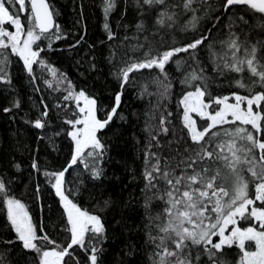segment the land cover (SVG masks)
Masks as SVG:
<instances>
[{"label":"snow or ice","instance_id":"1","mask_svg":"<svg viewBox=\"0 0 264 264\" xmlns=\"http://www.w3.org/2000/svg\"><path fill=\"white\" fill-rule=\"evenodd\" d=\"M135 3L140 9L141 18L135 25L136 32L131 37L126 35L124 39L136 43L127 46L109 45L111 54L108 62L116 68L112 75L121 91L114 94L115 105L106 112V118L100 119L98 113L102 105L99 100L86 89L76 91L67 76L61 72L57 77L56 69L40 58L44 49L37 44L38 41L48 40L51 49L53 37L56 40L66 38L63 37L61 26L55 22L56 13L50 4L46 0H0V84L11 87L13 83L7 74L10 61L6 50L10 49V55L23 62L21 74H27L33 91H40L34 87L37 75L33 65L38 64L57 78L58 83L67 82V94L63 100L74 101L77 109L71 117L63 119V123L71 129L62 130L71 140L70 159L65 160L66 166H61L60 170H42L38 157H33L30 164L37 177L43 174L58 198L59 208L63 210L60 219L53 221V230L66 219L62 231L70 233V239L66 245H62L51 238L46 225L37 227L25 205L12 195L13 180L11 177L5 180L7 173H4L0 175V202L6 209L7 218L3 227L15 235L3 242L18 244L24 252L34 253L35 264H68L66 257L75 260V264H81V258L74 255L76 247L84 252V264H103L104 244L109 239L108 224L104 217L83 209L80 206L81 198L87 196L89 200H94L97 192L102 197L107 194L101 211L114 214L113 236L118 235L126 224L123 217L116 218L119 205L104 185L107 176L101 165L108 155V146L103 143L98 132L108 127L117 115L123 91L134 79L130 74L143 69L159 70V75L153 79L163 89L159 92L160 97L167 99L171 94L172 81L166 65L172 62L176 70L181 71L192 61L194 66L189 65L191 70L183 72L181 84L185 85L186 91L179 102L183 106L182 123L187 136L182 132L177 139L173 132V139L165 145L159 137L161 134L167 136L171 131L167 125L171 123L168 117L172 113L168 112L167 116L161 113L158 127L151 123L157 119L156 109L146 113L144 131L148 142L142 172L144 184L140 191L148 221L144 226L145 243L152 246L149 260L151 264H232L226 257L225 249L235 247L239 250V259L235 264H264V91H255L257 88L264 89V41H257L250 46L247 35L241 40L236 31L241 25L249 23L245 18L247 12H242L241 8L261 14L264 19V0H218V4L210 0H142V3L141 0H135ZM116 7L117 0H103V28L108 41L116 39L109 23ZM177 9H182V12ZM233 9L235 12L227 25V39L212 41L209 35L203 34L208 21H220L221 10L232 12ZM153 12L154 21L149 23L153 20ZM201 12L203 15H200ZM186 13H191V16L181 25L180 17ZM201 21L205 25L202 26ZM119 24L120 21H117L118 27ZM5 25H10L14 31L7 30ZM124 27L127 30L128 26ZM177 29L181 32L191 31L192 39L178 42L175 36ZM207 30L211 32V29ZM168 36H171V44L166 39ZM83 41L84 37L81 36L71 47L77 48ZM206 41L213 70L219 75L243 74L246 66L249 74L247 82L243 76L240 79L234 77L233 80L237 87L247 90L249 95L232 93L231 98L235 101L232 103L228 95L209 90L208 78L204 75L199 56ZM217 44L223 54L216 52ZM34 45L38 50H34ZM124 47L140 55L129 56L128 52H124L118 63H114L117 61L116 49ZM89 48H94V45H89ZM241 52L242 55H237ZM181 53L186 54V58L179 57ZM88 55L83 60V66L90 73L96 72V58L92 56L88 60ZM40 103L44 105L42 117L45 119L37 118L32 122L36 129H44L48 125L49 106L44 100ZM20 106L17 98L12 107L4 108V112L9 113ZM55 107L62 109L59 103ZM63 108H67V105ZM193 114L204 123L198 125ZM120 119L124 120L125 117L121 115ZM173 144L178 147L173 148ZM180 144L184 145L183 151L179 148ZM165 146L169 149L168 155L163 152ZM53 148L55 150V145ZM153 148L156 151H152ZM79 165H83L85 171H76V180L69 187L66 174L71 175L69 170L75 171L74 166L78 168ZM11 167L18 173L22 172L21 164L14 160ZM249 175L251 180L248 179ZM28 176L31 178L32 172ZM132 178L135 180V175ZM35 192L41 198L39 183L35 186ZM155 201L161 202L164 207L153 214ZM97 206L100 207L99 204ZM249 221L252 223L247 227L242 223ZM41 232L44 234L41 235ZM252 244L255 245L254 249ZM48 245L52 247L48 248ZM133 254L130 248L127 255ZM3 256L0 253V264H5Z\"/></svg>","mask_w":264,"mask_h":264},{"label":"trees","instance_id":"2","mask_svg":"<svg viewBox=\"0 0 264 264\" xmlns=\"http://www.w3.org/2000/svg\"><path fill=\"white\" fill-rule=\"evenodd\" d=\"M47 1L55 11V22L61 26L63 37L66 38L56 40L53 37L51 49L48 47V40L38 41L37 44L44 49L40 58L56 69L57 77L61 72L67 76L68 80L75 85L76 91L83 88L94 95L102 105L98 118L105 119L106 112L111 111V107L115 105L114 94L121 91L116 78L112 75L116 68L108 62V57L111 54L109 45L124 44L127 46L136 43L134 40H125L124 37L126 35L131 37L136 32L135 25L141 18L140 9L136 7L135 0H117V7L109 18L110 27L116 34V39L108 41L103 28L105 23L102 9L103 0ZM210 2L218 4V0H210ZM126 3L127 8L125 7ZM144 8L147 9V6H144ZM177 11L182 12V9H177ZM241 11L247 12L245 18L249 23L236 29L240 39L243 40L247 35L250 46L256 44L257 41H264V19H262L261 14L252 13L245 8H241ZM81 12H83V18H81ZM233 12H235V9L232 12L221 10L219 13L220 21L217 22L215 19L208 21L203 34L209 35L212 41L227 39V25ZM200 15H203V12ZM190 16L191 13L183 14L180 17V24L187 22ZM117 21H120L119 27ZM153 21L154 12L153 20L149 23ZM25 24H27L26 19ZM214 24L216 27H212ZM125 25L128 26L127 30L124 27ZM201 25H205V22L201 21ZM241 28L243 31H241ZM207 29H211V32L209 33ZM81 36L84 37L81 46L72 48L71 45L76 43ZM175 36L178 42L184 43L192 39L193 33L191 31L181 32L177 29ZM157 39L159 38L157 37ZM166 39L171 44V36L166 37ZM101 41H104V43L102 44ZM140 41H143V35L140 36ZM207 43L206 41L205 46L201 48L199 56L204 75L208 78L209 90L229 97L232 93L249 95L247 90L237 87L233 80L234 77L240 79L243 76L247 82L249 74L246 66L243 74L226 73L224 76L219 75L213 70L210 59L211 53L206 47ZM89 45H94V48H89ZM33 48L38 50L36 45ZM6 51L9 52L10 61L7 74L12 78L13 83L11 87L0 84V164H2L0 175L7 173L4 177L5 180L8 177L12 178L11 193L25 205L34 224L37 227L41 224L46 225L51 238L62 245H66L70 239V233L62 231L66 219L53 230V221H58L60 213L63 211L59 208L58 198L45 181L43 174L41 173L37 177V174L31 170L30 164L33 157H38L42 170L45 168L60 170L61 166H66L65 160L70 159L69 146L71 140L66 132L62 130L71 129L69 125L63 123V119L66 116L71 117L72 113L77 111L76 104L74 101L63 100V96L67 94V82L58 83L57 78L52 77L47 69H42L38 64L33 65L37 75V83L34 87H38L40 91H33V86L29 85L27 74H21L23 62L19 61L18 57L11 56L10 49ZM116 51L117 61H114V63H118L120 55L124 52H128L129 56L140 55V53L128 51L127 47L117 48ZM216 52L223 54L219 44L216 45ZM86 54H89L87 56L88 60L95 56L98 65L96 72L90 73L87 71L86 66H83ZM237 55H242V52ZM178 56L186 58V54L183 53L178 54ZM175 59L176 57L173 58V60ZM189 65L194 66V62L189 61L188 65H185L181 71H177L176 65L172 62L166 65V68L170 70L172 81L171 94L167 99L160 97L159 92L163 89L158 87L153 79V77L159 75V70L143 69L140 72L130 74L134 79L123 91L122 102L117 109V115L113 117V122L108 127L98 132V136L108 146V155L101 165L107 176L104 185L111 195L116 198L119 205L115 213L116 218L123 217L126 224V227L118 235L113 236L114 214L101 211L103 199L107 198V194L102 197L97 192L94 200H89L87 196L81 198L80 206L83 209L104 217L108 224L109 239L104 244L103 264H151L149 256L152 252V246L145 243L144 226L148 221L144 215L142 193L140 191L144 184L142 172L144 170V152L148 142L147 133L144 131L147 119L146 113L156 109L157 119L151 121V123L157 127L161 113L165 116L168 112L172 113V116L168 117L171 123L167 125L171 131L167 136L161 134L159 137L165 145H167L168 140L173 139V132L177 139L182 132L185 137L187 136V130L183 129L182 123L183 107L179 102L186 91L185 85L181 84V79H183L184 71L191 70ZM81 73H84V75ZM255 91H264V89L257 88ZM142 92L143 95H141ZM17 98L20 100L21 106L5 113L4 108L12 107L14 100ZM41 100H44L49 106L48 125L44 129H36L32 126V122L37 118L45 119L42 117L44 105L40 103ZM205 100L207 102V97H205ZM57 103L62 106V109L55 107ZM65 105H67V108H63ZM58 113L59 118H57ZM121 115L125 117L124 120L120 119ZM25 121L29 122L26 123ZM197 122L198 125L204 123L200 119H197ZM56 132H61V134L54 135ZM41 136L44 138L41 139ZM188 143L190 144L191 141L188 140ZM53 145H55V150ZM183 146V144L179 145L181 151H183ZM172 147L176 148L178 146L173 144ZM152 151H156V149L153 148ZM163 152L165 155L169 154L167 146H165ZM13 160L21 164L22 172L18 173L11 167ZM74 169L75 171L69 170L71 175L66 174L69 187L76 180V171H85L83 165H79L78 168L74 166ZM29 172H32L31 178L28 176ZM133 175L136 177L135 180L132 178ZM248 179L251 180L250 175ZM37 183L40 184L41 198H38L35 192ZM251 193L254 196V188L251 189ZM98 204L100 207L97 206ZM125 205L127 206L125 207ZM163 207L164 205L161 202L155 201L153 214L162 210ZM6 223V209L0 202V253L4 254L5 264H35L34 253L24 252L18 244L8 245L3 242L5 239L14 238L15 235L9 233L3 227ZM242 223L247 227L252 222ZM40 234L43 235L44 233L41 232ZM47 247L51 248L52 246L48 245ZM251 247L254 249L253 244ZM130 248L133 249V255H127ZM225 253L232 264H235L239 259V250L235 247L225 249ZM74 255L80 257L81 264H84V252L79 247H76ZM65 259L68 260V264H75V260L67 257Z\"/></svg>","mask_w":264,"mask_h":264},{"label":"rangeland","instance_id":"3","mask_svg":"<svg viewBox=\"0 0 264 264\" xmlns=\"http://www.w3.org/2000/svg\"><path fill=\"white\" fill-rule=\"evenodd\" d=\"M29 7V6H28ZM7 30H12V31H14V29L13 28H11V26L10 25H5L4 26ZM6 39V38H5ZM183 99V98H182ZM230 102H232V103H234L235 101H234V99H232L231 98V96H230ZM183 107V106H182ZM245 107H246V105H245ZM193 118L194 119H199V117H196L194 114H193ZM254 245V244H253ZM254 247H255V245H254Z\"/></svg>","mask_w":264,"mask_h":264},{"label":"water","instance_id":"4","mask_svg":"<svg viewBox=\"0 0 264 264\" xmlns=\"http://www.w3.org/2000/svg\"><path fill=\"white\" fill-rule=\"evenodd\" d=\"M46 2L48 3V1L46 0ZM29 5H30V3H29Z\"/></svg>","mask_w":264,"mask_h":264}]
</instances>
